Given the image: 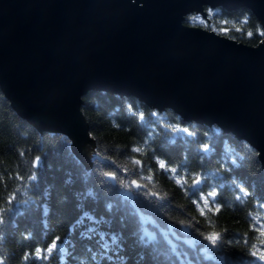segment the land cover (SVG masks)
Masks as SVG:
<instances>
[{
    "label": "trees",
    "instance_id": "obj_1",
    "mask_svg": "<svg viewBox=\"0 0 264 264\" xmlns=\"http://www.w3.org/2000/svg\"><path fill=\"white\" fill-rule=\"evenodd\" d=\"M205 9L207 18L194 13L186 24L250 46L264 39L251 10ZM83 101L96 145L91 165L73 151L68 136L42 131L20 117L0 89L4 264H264L258 259L264 253V169L249 143L136 97L90 91ZM171 126L188 128L193 136ZM205 143L211 151L201 168ZM161 159L177 173L160 169ZM189 172L207 176L202 192L191 191ZM216 175L229 180L215 188V203L209 198L205 208L203 198L221 179ZM213 234L215 244L207 239ZM56 242L57 249L47 253ZM37 249L47 259L36 257Z\"/></svg>",
    "mask_w": 264,
    "mask_h": 264
},
{
    "label": "water",
    "instance_id": "obj_2",
    "mask_svg": "<svg viewBox=\"0 0 264 264\" xmlns=\"http://www.w3.org/2000/svg\"><path fill=\"white\" fill-rule=\"evenodd\" d=\"M205 7H245L264 29V0H0V89L87 165L96 145L83 98L104 91L217 125L264 169V39L250 46L186 24L207 18Z\"/></svg>",
    "mask_w": 264,
    "mask_h": 264
},
{
    "label": "snow or ice",
    "instance_id": "obj_3",
    "mask_svg": "<svg viewBox=\"0 0 264 264\" xmlns=\"http://www.w3.org/2000/svg\"><path fill=\"white\" fill-rule=\"evenodd\" d=\"M152 115H156V114L152 113ZM141 119H143V114H141ZM171 127H172V130L174 132L182 131L183 133L187 134V136H189V137L193 136V133L188 128L179 129V128L175 127V126H171ZM173 143H175V141H173ZM188 143H191V141H189ZM133 151L139 152L140 149L139 148H134ZM162 151H163V149H162ZM186 151H187V148H186ZM210 151H211V149H210L209 144L205 143V144L202 145V149L200 150V153H199V160L201 161V164H200L201 168L204 167L203 161L206 159V157L208 156ZM134 163L137 164V165H140L141 161L140 160H135ZM232 164L235 165V161H232ZM159 167L162 170H168V171H170L172 173H177V168L168 169L167 165H166V162L163 159L159 160ZM180 167H184V165L181 164ZM228 171L231 172L232 169L229 168ZM188 175H189V177L192 180L191 191L193 192V194L198 193V192H202L204 187L207 186V176H205L203 173H196L195 175H193L191 172H189ZM105 176L106 177H110L112 179L116 178L115 173H112V172H107L105 174ZM216 177H220L221 179L218 180L219 181L218 185L213 186V190L212 191H208L207 192L206 198H203V204H204L205 208L208 207L209 198H212L213 203H215V199L214 198L217 197V195H218V193L215 190V188L216 187L224 188L225 183H227L228 180H229L228 176L216 175ZM133 183L135 184L136 182L133 181ZM178 183H179V181H178ZM233 183H234V181H233ZM139 187H141V186L137 184V188H139ZM239 191L241 193H243L245 196L248 195V193L245 191V189L243 187L239 188ZM153 195H155V194H153ZM237 199H240V197L238 196ZM109 207H111V206H109ZM217 210H219V209H217ZM46 212H47V210H45V213ZM201 214H203V209L201 210ZM84 216L88 217V214L85 213ZM79 222L82 223L83 222L82 219ZM3 223H4V221L0 222V225H2ZM207 239H209L210 241H212L213 244H215L216 240H217V236L215 234H213V235L207 237ZM57 247H58L57 242L54 245L51 243V245L49 247H47V253L51 254L54 249H57ZM60 250L64 251V249H62V248ZM251 255L253 257H257L258 254L255 251H253L251 253ZM35 256L38 257V258H41V259H47L46 256L42 255L40 249L36 250ZM28 258H29V256L26 254L24 256V260L27 261ZM258 259L261 260V261H264V253H260L258 255ZM0 264H4V262L2 260H0Z\"/></svg>",
    "mask_w": 264,
    "mask_h": 264
},
{
    "label": "bare ground",
    "instance_id": "obj_4",
    "mask_svg": "<svg viewBox=\"0 0 264 264\" xmlns=\"http://www.w3.org/2000/svg\"><path fill=\"white\" fill-rule=\"evenodd\" d=\"M246 142V141H245ZM190 240V239H189ZM189 240H187L186 242L189 244ZM191 241V240H190ZM47 255V254H46ZM48 256V255H47ZM49 257V256H48Z\"/></svg>",
    "mask_w": 264,
    "mask_h": 264
}]
</instances>
